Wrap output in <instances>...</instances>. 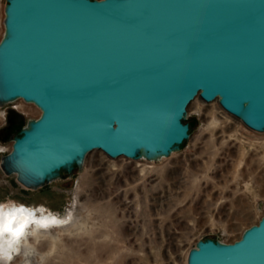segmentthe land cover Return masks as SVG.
I'll use <instances>...</instances> for the list:
<instances>
[{"label":"water","instance_id":"95a60500","mask_svg":"<svg viewBox=\"0 0 264 264\" xmlns=\"http://www.w3.org/2000/svg\"><path fill=\"white\" fill-rule=\"evenodd\" d=\"M0 106L40 110L2 170L37 190L88 154L158 161L190 139L199 98L264 133V0H8ZM187 264H264V216Z\"/></svg>","mask_w":264,"mask_h":264},{"label":"rangeland","instance_id":"374dc122","mask_svg":"<svg viewBox=\"0 0 264 264\" xmlns=\"http://www.w3.org/2000/svg\"><path fill=\"white\" fill-rule=\"evenodd\" d=\"M7 1L0 0V42ZM39 117L21 100L0 106V204L35 210L47 236L30 249L6 234L0 264H187L199 241L232 244L264 216V133L217 102L189 106L190 139L168 158L94 151L71 176L63 170V178L30 190L1 166L19 131Z\"/></svg>","mask_w":264,"mask_h":264},{"label":"snow or ice","instance_id":"6c2138e0","mask_svg":"<svg viewBox=\"0 0 264 264\" xmlns=\"http://www.w3.org/2000/svg\"><path fill=\"white\" fill-rule=\"evenodd\" d=\"M30 219H35V212L32 209L24 205L0 204V241H3L6 234L18 237Z\"/></svg>","mask_w":264,"mask_h":264},{"label":"bare ground","instance_id":"6f19581e","mask_svg":"<svg viewBox=\"0 0 264 264\" xmlns=\"http://www.w3.org/2000/svg\"><path fill=\"white\" fill-rule=\"evenodd\" d=\"M142 161H146V162H154V161H148L147 159H145L144 157L141 158ZM162 160V159H159ZM35 219L31 220L28 224H26L21 232V234L18 237H13V236H6V239L9 241H16L18 239V242L20 243L21 246L26 247V248H30V249H34L33 245H36V243L39 245L40 242L45 239L47 236L43 233L42 229H40V222L42 220H40V216H37V213L35 214ZM44 217V216H43ZM42 217V218H43ZM41 218V219H42ZM49 220H52L51 217L49 218ZM50 223V222H49ZM52 223H54L53 221H51V225ZM49 225V224H48ZM60 231V230H59ZM4 241V240H3ZM39 242V243H38ZM13 248V247H12ZM57 248L56 245V239H52L51 240V251H54ZM35 251V250H34ZM49 254V253H48ZM51 255V254H50ZM40 260V258H38ZM43 259V258H42ZM42 261V260H41Z\"/></svg>","mask_w":264,"mask_h":264},{"label":"trees","instance_id":"16d2710c","mask_svg":"<svg viewBox=\"0 0 264 264\" xmlns=\"http://www.w3.org/2000/svg\"><path fill=\"white\" fill-rule=\"evenodd\" d=\"M186 123V122H185ZM186 124H188L189 125V134H191V132H192V127H191V124L190 123H186ZM18 126V125H17ZM183 145H184V143H183ZM182 145V146H183ZM213 241H215V240H213Z\"/></svg>","mask_w":264,"mask_h":264}]
</instances>
